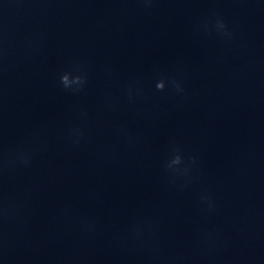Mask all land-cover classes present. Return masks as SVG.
I'll list each match as a JSON object with an SVG mask.
<instances>
[{"label": "clouds", "instance_id": "9594fccd", "mask_svg": "<svg viewBox=\"0 0 264 264\" xmlns=\"http://www.w3.org/2000/svg\"><path fill=\"white\" fill-rule=\"evenodd\" d=\"M217 28L218 30H224L225 29V24L221 20H217ZM227 34V33H224ZM61 84L65 89L68 90H79V88L83 85L84 83V78L80 75H75L73 76L71 73L65 72L64 74L61 75L60 77ZM173 84H175V81H173ZM73 86H76L74 88ZM156 88L157 90H164L165 88V81L163 79L159 80L156 83ZM182 91V89H180ZM176 155L171 159V161L168 164L169 168H173L174 166L180 165L182 163V157L179 155V149H176ZM20 159L24 160V162H27L26 158L21 154ZM176 171H180V169H175ZM203 199H207V197H203Z\"/></svg>", "mask_w": 264, "mask_h": 264}]
</instances>
